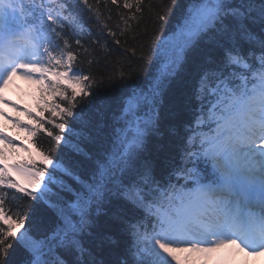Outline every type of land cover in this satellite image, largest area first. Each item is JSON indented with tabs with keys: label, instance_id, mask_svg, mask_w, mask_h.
Returning a JSON list of instances; mask_svg holds the SVG:
<instances>
[{
	"label": "snow or ice",
	"instance_id": "6c2138e0",
	"mask_svg": "<svg viewBox=\"0 0 264 264\" xmlns=\"http://www.w3.org/2000/svg\"><path fill=\"white\" fill-rule=\"evenodd\" d=\"M111 3L118 6V0ZM143 3L124 0L123 7H134L135 13L121 16V36L130 30L129 21L140 19L136 13H143ZM99 4L100 0L96 6L89 0H0V89L19 76L59 95L67 106H49L60 122L47 123L60 133L66 130L67 117L76 121L78 104L92 103L94 87L117 80L130 85L95 156L83 152L79 143L74 146L91 162L87 178L52 159L50 152L65 137L50 130L45 131L54 146L40 153L43 167L35 162L31 167L10 166L33 191L10 178L9 166H0V188L42 201L53 214L49 228L25 227L28 214L9 215L8 193L0 191V221L7 225L0 227V264H17L9 258L10 240L25 254L19 264H228L237 253L264 254V0H185L182 5L171 0L177 8L171 19V7L154 13L161 31L169 26L168 34L154 32L149 59L156 57L159 66L144 82L131 79V64L126 71L119 61L118 70L113 65L112 72L99 77L74 67L79 53L88 57L90 69L93 64L99 67L94 57L103 54L107 60L105 29L120 44L102 20ZM85 41L90 42L87 47ZM201 44L208 51L191 85L193 118L185 125L170 165L158 175L145 156L147 144L150 137L162 135L165 92L187 54ZM125 51L136 55L135 49ZM49 73L54 83L47 81ZM35 122L38 128L27 129L33 135L44 127L41 120ZM101 132L100 126L84 121L78 135L93 141ZM169 133L180 135L175 127ZM0 142L14 145L2 133ZM4 160L0 151V162ZM56 172L77 187L58 179ZM66 192L71 196L62 195ZM113 202L126 212L114 214L126 243L115 260L105 262L86 241L94 236L101 211ZM104 242L119 245L111 234L100 238Z\"/></svg>",
	"mask_w": 264,
	"mask_h": 264
},
{
	"label": "trees",
	"instance_id": "16d2710c",
	"mask_svg": "<svg viewBox=\"0 0 264 264\" xmlns=\"http://www.w3.org/2000/svg\"><path fill=\"white\" fill-rule=\"evenodd\" d=\"M94 6H96V0H89ZM124 0H118V6L113 5L111 0H100L99 9L101 12L102 20L109 25V27L116 33L115 39L120 40V44L117 45L114 38L108 36L107 29L104 31V35L107 38L109 44L110 55L107 60L103 54H100L94 59L99 60V67L93 64L91 69L87 63L88 57L84 54L79 53L78 59L75 62L74 67L88 74L91 71L93 76L99 77L103 72L105 74L113 71V65H116L118 70L119 65L117 62L123 63L127 71V65L131 64V71L133 76L131 79H138L141 82L149 79L158 68V64L154 63L156 57H152V53L149 50V45L153 39L154 32L160 34H168V25H165V29L161 31L159 26L155 23L154 13L159 11L162 7L172 8L170 19L177 12V8L171 4V0H144L142 5L143 13H136L140 19L138 21H129L131 28L124 36L120 35V28H123V22L121 16L132 15L135 13V8L125 9L123 7ZM177 3L182 5L185 0H177ZM110 17V19H109ZM87 20V17H83ZM94 23V18H93ZM119 25V27H117ZM95 33V28L93 27ZM69 36L71 34L69 33ZM70 43L75 49L74 40L70 39ZM87 47L90 43L85 41ZM126 49H135L136 55L133 56L131 51H125ZM207 46L201 44L198 48L193 49L187 54V60L182 69L179 70L177 76L172 80L162 100L160 107V129L162 135L156 137H150L147 144V151L145 156L151 160L156 166L157 174H161L171 163L173 157L176 155V149L180 143V137L184 135L185 125L189 124L193 118L191 107L194 105L190 104V92L191 85L194 82L196 73L199 65L203 62V59L207 53ZM141 55L144 57L141 59ZM142 69V70H141ZM49 83L55 82V77L50 74L47 76ZM63 87L64 84L61 83ZM129 84L121 81H105L104 84L98 88L94 87V91L97 93L92 103L88 105H77V109L74 112L77 113L76 121L71 117H67L66 130L60 133L58 129H55L53 124L47 123V120L53 119L57 123L60 122L58 116H53L52 112L49 111V106L53 104H59L60 107H66L67 101L63 100L59 95H53L52 93L41 89L39 92L38 99H36L37 111L30 112L31 116H28V123L32 128H38L36 120H41L44 127L38 129L36 135H32V148L35 152L34 162L39 166L43 167L41 162L40 153L49 152L53 149L54 141L47 136L45 130L53 131L55 134H60L65 139L59 145H55L54 150L50 152L52 159L55 162L70 165L73 170L77 172L82 179L87 178L91 170V162L83 155L76 153L73 149L76 144L79 143L83 152L88 153L92 156L99 151L101 144L105 140L106 134L110 130L112 124V115L119 108L120 101L124 94L128 91ZM44 88V87H43ZM71 94L69 90L68 95ZM77 100H80L78 97ZM83 107V112L80 109ZM43 109V111H41ZM35 118V119H33ZM84 121H88L90 126H100L102 132L99 137L93 141L85 140L78 135L80 128ZM177 128L179 136H172L169 133L170 128ZM38 159L36 160V158ZM51 171V168L47 169ZM58 179H63L65 183L75 188L77 185L73 180L67 176H63L61 173L56 172ZM29 191H33L31 186H26ZM0 191L8 193L5 202V209L9 215H13L17 211L25 212L28 214L29 219L25 222V227H41L43 229L49 228L53 224V214L47 205L42 201L37 202L31 197L24 196L22 193L17 192L14 189H8L6 186L0 188ZM65 197H70L71 193H62ZM16 196L17 199H13ZM121 213L126 214L120 205L113 202L112 205L101 211V215L97 219L96 229L94 236L87 240L86 243H93L96 247L98 259H103L105 262L113 261L122 252L123 247L126 243V238L121 234L118 222L114 219V214ZM0 227L7 229L2 221H0ZM23 231V229H21ZM105 234L113 235L118 241L117 247L110 246L107 242L100 243V238ZM13 248L10 249L12 255L9 257L19 264L25 258V254L22 249H18L16 241H9ZM98 246V247H97Z\"/></svg>",
	"mask_w": 264,
	"mask_h": 264
},
{
	"label": "rangeland",
	"instance_id": "374dc122",
	"mask_svg": "<svg viewBox=\"0 0 264 264\" xmlns=\"http://www.w3.org/2000/svg\"><path fill=\"white\" fill-rule=\"evenodd\" d=\"M38 78L39 74H35ZM39 84L35 83L34 80L22 79L21 77L17 78L16 84H8L6 87L2 89V98L5 100H10L9 103L0 106V112L3 115H0V128L1 126L6 129L2 131L3 135H5L8 139L14 142V145H6L3 142H0V149L6 153L5 162H14L15 160H25L29 159L30 151V131L23 125L15 126L12 121L6 119V114L8 110H13L14 102H17L18 98L23 99L24 106H30L34 108V98H35V90ZM1 103V102H0ZM34 110V109H33ZM8 172L13 175H20L15 170H13L8 164ZM18 181H25V178L22 176L18 177ZM26 186H30L29 183H25ZM228 264H234L229 261Z\"/></svg>",
	"mask_w": 264,
	"mask_h": 264
},
{
	"label": "bare ground",
	"instance_id": "6f19581e",
	"mask_svg": "<svg viewBox=\"0 0 264 264\" xmlns=\"http://www.w3.org/2000/svg\"><path fill=\"white\" fill-rule=\"evenodd\" d=\"M263 258L264 254H261L250 261L249 256H245L242 253H237L230 261L234 262L235 264H262Z\"/></svg>",
	"mask_w": 264,
	"mask_h": 264
}]
</instances>
